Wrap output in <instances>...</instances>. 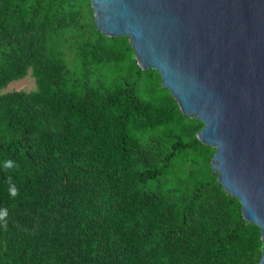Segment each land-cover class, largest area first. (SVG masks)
Wrapping results in <instances>:
<instances>
[{"label": "trees", "instance_id": "trees-1", "mask_svg": "<svg viewBox=\"0 0 264 264\" xmlns=\"http://www.w3.org/2000/svg\"><path fill=\"white\" fill-rule=\"evenodd\" d=\"M202 126L90 0H0V264H258Z\"/></svg>", "mask_w": 264, "mask_h": 264}, {"label": "water", "instance_id": "water-1", "mask_svg": "<svg viewBox=\"0 0 264 264\" xmlns=\"http://www.w3.org/2000/svg\"><path fill=\"white\" fill-rule=\"evenodd\" d=\"M96 28L127 36L183 114L203 123L212 171L262 240L264 264V0H90Z\"/></svg>", "mask_w": 264, "mask_h": 264}, {"label": "rangeland", "instance_id": "rangeland-1", "mask_svg": "<svg viewBox=\"0 0 264 264\" xmlns=\"http://www.w3.org/2000/svg\"><path fill=\"white\" fill-rule=\"evenodd\" d=\"M35 81L31 74L26 75L25 77L10 82L3 91H10V90H25L30 91L35 89Z\"/></svg>", "mask_w": 264, "mask_h": 264}, {"label": "clouds", "instance_id": "clouds-1", "mask_svg": "<svg viewBox=\"0 0 264 264\" xmlns=\"http://www.w3.org/2000/svg\"><path fill=\"white\" fill-rule=\"evenodd\" d=\"M6 167H12L13 166V162L12 161H6ZM9 193L11 196L15 197L16 195H18V189L15 187V185H11L9 188ZM8 213L6 209H0V221H6V217H7ZM4 227H7L6 222L4 223Z\"/></svg>", "mask_w": 264, "mask_h": 264}]
</instances>
